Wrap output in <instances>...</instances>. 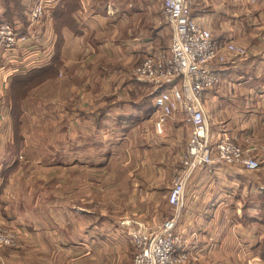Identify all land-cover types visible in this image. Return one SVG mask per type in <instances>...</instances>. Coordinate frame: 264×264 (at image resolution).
Wrapping results in <instances>:
<instances>
[{
	"label": "crops",
	"instance_id": "crops-1",
	"mask_svg": "<svg viewBox=\"0 0 264 264\" xmlns=\"http://www.w3.org/2000/svg\"><path fill=\"white\" fill-rule=\"evenodd\" d=\"M33 1L12 0L11 22ZM162 1L61 0L41 27L46 63L17 54L6 67L0 51V221L23 232L0 264H131L129 231L174 215L166 195L190 129L177 112L158 134L155 88L132 75L169 52ZM185 1L215 39L249 50L217 65L202 101L212 141L229 135L261 161L194 172L175 226L185 264H264V0Z\"/></svg>",
	"mask_w": 264,
	"mask_h": 264
},
{
	"label": "built area",
	"instance_id": "built-area-1",
	"mask_svg": "<svg viewBox=\"0 0 264 264\" xmlns=\"http://www.w3.org/2000/svg\"><path fill=\"white\" fill-rule=\"evenodd\" d=\"M60 2L34 0L24 22L0 21V51L5 56L6 67L14 64L17 54L31 59L34 66L48 61L45 54L39 53L44 45L41 43L39 47L41 27L52 20ZM162 16L172 31L168 54L145 56L133 67L132 75L155 88L154 128L158 134L165 120L177 112L183 114L190 131L166 195L175 213L155 231H129L134 248L131 264H185L190 260L191 253L182 248L183 240L175 226L177 213L184 205L186 185L199 167L217 163L255 171L261 163L229 135L221 134L212 141L202 101L206 90L220 85L217 65L226 62L228 57L247 58L249 51L232 38L215 39L210 29L191 15L185 0H163ZM17 157L22 159L20 155ZM22 235V230L0 221V249L18 247Z\"/></svg>",
	"mask_w": 264,
	"mask_h": 264
},
{
	"label": "rangeland",
	"instance_id": "rangeland-1",
	"mask_svg": "<svg viewBox=\"0 0 264 264\" xmlns=\"http://www.w3.org/2000/svg\"><path fill=\"white\" fill-rule=\"evenodd\" d=\"M3 2H4V5H7V4H10V5H7V6H5V14H3V16H2V19H1V17H0V20H2V21H6V20H10V21H12V0H3ZM194 9V8H193ZM197 9H200L199 7L197 8ZM196 14H199L200 12L199 11H196L195 12ZM204 14V13H203ZM200 15V14H199ZM202 16H206L207 17V15H202ZM54 17H55V15H52V19H54ZM208 18V17H207ZM211 30V29H210ZM42 32V31H41ZM211 33H212V35L213 36H218L219 34H222L221 33V31L220 30H218V29H216V27L213 29V30H211ZM228 33H230V34H232L231 33V31L230 32H228ZM243 46V45H242ZM245 47V46H244ZM247 50H248V48L247 47H245ZM249 51V50H248ZM15 96V95H14ZM183 120H184V116H183ZM185 123V122H184ZM186 124V123H185ZM187 125V124H186ZM35 133V132H34ZM33 133V134H34ZM39 135V134H38ZM39 138V137H38ZM37 146V148L38 149H40V148H42L41 147V145L40 144H37L36 145ZM43 146V145H42ZM36 148V150H38ZM36 150H34V147L32 148V149H30V151L32 152V153H34V151H36ZM4 248H8V247H4ZM1 249H3V248H1Z\"/></svg>",
	"mask_w": 264,
	"mask_h": 264
},
{
	"label": "trees",
	"instance_id": "trees-1",
	"mask_svg": "<svg viewBox=\"0 0 264 264\" xmlns=\"http://www.w3.org/2000/svg\"><path fill=\"white\" fill-rule=\"evenodd\" d=\"M6 21L9 22V23H11L10 20H9V21L6 20ZM155 93H156V92H155ZM155 93H154V94H155ZM154 94H153V96H154ZM261 202L264 203V200H261ZM258 255H259L260 259H261L262 261H264V238H263L262 243L259 245Z\"/></svg>",
	"mask_w": 264,
	"mask_h": 264
}]
</instances>
